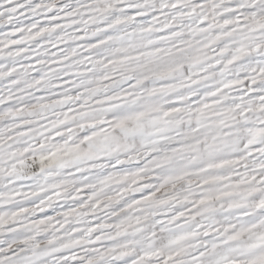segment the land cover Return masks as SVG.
Masks as SVG:
<instances>
[{"label":"snow or ice","instance_id":"1","mask_svg":"<svg viewBox=\"0 0 264 264\" xmlns=\"http://www.w3.org/2000/svg\"><path fill=\"white\" fill-rule=\"evenodd\" d=\"M0 264H264V0H0Z\"/></svg>","mask_w":264,"mask_h":264}]
</instances>
